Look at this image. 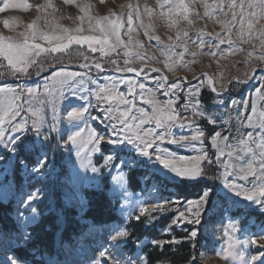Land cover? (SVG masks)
Masks as SVG:
<instances>
[{"label":"rangeland","instance_id":"1","mask_svg":"<svg viewBox=\"0 0 264 264\" xmlns=\"http://www.w3.org/2000/svg\"><path fill=\"white\" fill-rule=\"evenodd\" d=\"M237 2L239 3L240 0ZM12 3L19 5L27 3L30 7L21 6L0 12V35L2 36L11 37L14 40H23L25 36L30 37L32 29H29L28 25L33 22L37 31L49 34H61V28L57 27L60 25L73 30V34L101 36L102 34L98 31L89 32L88 16H85L79 7L87 4L90 5L88 13L93 18V25L96 18L121 17L124 27L120 35L125 44H128V48L125 49L121 45L115 52L109 51L108 55H105L101 51H91L87 44H73L64 52H44L39 57L34 56L26 72L15 73L7 61L0 57V83L8 82L0 86V89H15L20 96V99L16 101L19 105L16 109L18 115L8 123H0V130L5 133L4 143L0 144V203L3 205V210L11 202L16 205L10 219L6 220L7 225L0 226V264H6L4 260L8 258L10 252L16 248L27 247L34 241L30 228L36 226L42 216L47 215L50 210L55 211L63 228V218L66 220L67 210L63 200L67 202L68 207L71 206L81 213L78 219L81 223L76 226L77 235L74 242H69L68 239L63 240L62 233L59 235L60 231L58 232L54 248V252L57 250L59 254L58 264H149L148 258L143 255V249L145 250L148 244H152L147 250L150 252L166 243L179 244L181 240L166 229L167 232L163 230L155 234H162L161 237L168 235L172 237V240L152 237L151 240L145 239L141 246L138 245L139 248L133 247L130 242L131 232L128 230V224L130 221H137V216L152 219L160 214L169 213L174 214L170 226L183 231V234H188L187 240L191 241L193 249L200 246L194 262L207 264L209 261L218 260L226 262L225 264H253L250 256L256 255L259 259L254 264L264 263V239L255 235L264 229V210L252 201L247 202L243 197H236L225 188V178L222 176L225 171L224 166L232 164L238 169L242 162L234 158L235 153L233 158L225 155L217 160L218 151L223 149L227 153L228 148L225 147L224 140L218 141L219 147L212 145L215 132H220L222 137L226 135L228 143L232 145H236L237 140L248 132L259 136V129L249 127L246 117L252 116L253 106L257 112V115L253 117L254 122L258 120L259 113L264 112V60L260 59L264 56L260 39L264 37L257 38L259 30L264 26V20H261L253 29V38L250 42L244 43L239 37V9H235L237 19L232 20L231 0H185L191 9L188 14L189 19L192 20L191 25L183 19L182 12L164 15L163 13L168 12L169 5L161 8L160 3H163V0L159 2L158 0H103V2L75 0V3H65V0H12ZM49 3L52 6H48ZM205 4L208 5V15H205ZM0 7H2V0H0ZM248 11L252 9L245 8V12ZM129 13L133 17L132 25L127 23ZM81 16H84L83 21L79 19ZM4 20H9L8 27L4 26ZM173 21L176 23L173 24ZM78 27H83L84 31L76 33L74 30ZM129 27L134 29L131 34L127 32ZM229 30H231L233 44L224 43L219 45V48L210 49L208 42L218 43L217 33L227 40ZM184 31L188 32L187 37L183 35ZM177 32H180L179 39H177ZM155 36H159L160 41L150 39ZM130 39L131 43H129ZM201 39L205 42L203 48L198 47ZM244 39L248 37L245 36ZM137 41L143 43L144 47L140 48ZM29 42L33 41L29 39ZM34 42L45 48L52 47L56 43L54 41L50 45L47 41L39 39ZM112 42L115 41L112 40ZM182 44L187 45L188 53H184ZM169 45L173 46L177 54L172 56L173 61L178 60V54L184 53L183 61L173 65L174 71H169L165 63L167 59L165 53ZM95 47L101 46L95 45ZM210 50L216 55L208 54ZM125 51L131 52L132 55L125 56ZM191 52H196L197 55L192 56ZM250 52L251 56H249ZM136 53L141 54L143 59L138 58ZM85 56L88 60L83 59ZM113 60L116 61L115 64L112 63ZM126 60L130 62L125 64ZM85 63L90 66L81 67ZM95 63H100L103 70L109 73L92 67L91 65ZM64 66L72 69H62L61 67ZM126 67H134L136 71L117 70ZM150 69L160 71L155 72ZM50 70L49 74L41 76ZM62 72L77 75L75 79L60 84L58 81L61 78L58 74ZM203 74L212 78L213 85L207 84L208 77ZM161 76L167 77L166 83L160 80ZM129 81L130 84L126 83ZM162 83L163 87L160 86ZM173 83H179L181 90L176 91L175 95L170 92L168 96H165L164 92ZM113 84L117 93L124 94L133 102L134 107L127 123L134 125L139 121L138 119L134 121L133 116L141 115L138 109L152 113L154 105L148 101L153 94L161 104L169 98L175 101V109L182 117H188V119L184 121L183 128L179 125L171 128L172 135L190 138L198 130H202L203 136L199 140L185 141L191 144L188 148H181L169 143L168 140L157 141V143L161 149L189 159L206 152L211 163L208 160L201 163L200 177L194 180L160 181L147 166L137 163V159L143 161L145 158L137 157L133 146L120 145L117 148L108 143L110 138L115 139L112 136V125L122 130L121 136L125 133L132 134L125 125L119 124L115 119L120 117L121 112L130 105L97 100V90L105 85ZM141 84L144 85L143 89L139 87ZM213 86L216 87L215 92L212 91ZM130 87L133 89L131 93H129ZM196 87H199L200 91L196 96L191 97V100L199 101L198 108L204 112V117L199 115L193 117L191 107L187 111L184 110L185 103L190 99V90ZM46 88L49 91H46ZM27 89H36V96L29 97ZM232 101L236 102L235 105L231 103ZM109 108L119 109V111L109 113L107 111ZM32 111L43 116L39 132L33 128V122L37 120V117L32 115ZM73 112H82L83 115L81 118L71 117L69 114ZM2 117L3 111L0 110V119ZM24 120H27L26 131L12 130L14 125ZM210 120L215 122L210 123ZM141 128H154L156 132L164 131V129L156 128L151 122L142 125ZM77 133L79 136H76ZM93 133L103 136L104 140L97 142L90 139ZM73 136H76L75 143L71 140ZM14 137L21 139L13 144L11 141ZM153 147L155 148V145ZM84 151L85 154L81 155ZM149 151L151 152L152 149ZM40 152L43 156H40L42 155ZM15 156L16 160H14ZM80 156L82 157L79 161ZM107 156H112L113 159L109 162L106 160ZM38 159L42 161L40 166L37 164ZM93 168L97 171L93 172ZM134 170H139L144 175L137 177L138 182L141 183V189L131 191L128 177ZM228 171L233 172V168H228ZM227 180L243 185L245 188H251L253 183H259L260 176L258 172L257 177H249V180L245 181L233 174L229 175ZM177 183H201L204 185L202 191L206 188L211 189L208 203L199 209L198 217L194 215L198 209L193 207L191 211H188L187 206L189 201L199 200L202 192L199 195L194 193L192 196L180 195L177 188L176 190L170 188ZM162 184H164L163 189L156 190V194L160 192L163 195L158 205L159 210L141 214L139 210L144 207L145 198H149L150 186L157 188V185ZM92 189L104 192L108 199L113 201H111V207L113 208L115 204L117 215L122 223L102 226L89 220H81L90 207H93V203L86 195V191ZM225 192L229 195L225 196ZM147 193L148 196H146ZM181 212L184 216L177 222L176 218ZM197 219L199 223L196 222ZM229 224L234 225L236 230L229 228ZM147 229L152 230L151 225ZM117 231H127V238L112 240V236ZM192 231H196L197 236L190 239ZM226 231L229 235H225ZM253 238H256V244L250 243ZM230 241L236 243L235 251L243 259L234 261L232 258L227 260L222 258V252L228 248ZM245 241L249 242L245 243ZM117 244L119 248L115 247ZM32 255L37 257L38 262L33 260L37 264H47L55 257L54 253L52 256L47 254V250L42 245H39ZM202 255L203 259H201ZM13 262L17 264L15 258L11 264Z\"/></svg>","mask_w":264,"mask_h":264},{"label":"snow or ice","instance_id":"2","mask_svg":"<svg viewBox=\"0 0 264 264\" xmlns=\"http://www.w3.org/2000/svg\"><path fill=\"white\" fill-rule=\"evenodd\" d=\"M103 2V0H101ZM159 2V0H158ZM65 3H75V0H65ZM165 5H169L168 12L163 13L164 15H170L173 13H184L183 19L188 21V24H192V20L189 19V13L191 11L189 4L185 3V0H163V3H160V7L164 8ZM24 7L28 8L30 7L27 3H24L23 5L12 3V0H2V7H0V12H4L10 8H17V7ZM48 6H52L50 3ZM40 7V6H37ZM80 10L84 12L85 16H88V24H89V32H99L102 35H79V34H73V30L64 28L60 25H57V27L61 28V34H49L47 32L43 31H37L35 22L28 25L29 29H32L29 36H25L23 40H14L11 37H5L0 35V57H2L4 60L7 61V64L10 66L11 70L15 72H26L27 67L31 61L32 57H39L41 53L49 52V53H59L64 52L68 48H70L71 45L76 44H87L88 47L91 49V51H101L105 55H108L109 51L115 52L118 47L121 45L124 46L125 49L128 48V44H125V42L121 39V29L124 27V23L121 19V17H116V19H111L108 16L96 18L95 25L92 24V17L89 16L88 9L90 8V5H82L79 6ZM129 7H132L129 5ZM206 11L205 15H208L207 9L208 5H204ZM231 8L233 10L232 14V20L237 19V13L235 9H239V15L240 20L238 21L240 25V32L239 37L243 40L244 43H249L250 40L253 38V29L256 28V25L260 23L261 20H264V0H240L238 3L237 0H231ZM245 8L252 9V11L245 12ZM150 14V13H149ZM114 15V14H113ZM137 15H139L137 13ZM81 21L84 20V16L79 17ZM220 23H224L223 21H219ZM127 23L129 25L133 24V17L132 14L129 13L127 15ZM173 24L176 23V21L172 22ZM3 24L5 27L9 26V20H4ZM245 24L247 25V28L245 29ZM227 25H225L226 27ZM151 27V25H149ZM76 33H82L84 31L83 27H78L74 30ZM134 31L133 28L129 27L127 29V32L131 34ZM147 35V33H145ZM23 35V34H21ZM183 35L185 37L188 36V32L184 31ZM247 36L248 39H244V37ZM218 43L216 42H208L211 48H219V45L228 43L229 45L233 44V40L231 39V30H229V37L227 40L224 38H221L219 34H216ZM264 37V26L261 27L259 30V37ZM111 38V39H110ZM180 38V32H177V39ZM199 38V37H198ZM29 39H31L33 42H29ZM43 40L47 41L50 45L55 41V45L49 48L43 47L39 43H35V40ZM150 39H155L156 41H160L159 36L150 37ZM171 39V37H169ZM114 40L115 42H112ZM129 43H131V39L129 40ZM137 45L140 48H143L144 45L140 41L136 42ZM205 42L201 39L200 44L198 47L203 48ZM95 45H100V48L95 47ZM184 48V53H188L189 49L186 44L181 45ZM260 47L264 48V39H260ZM184 53L178 54L179 58L178 60L173 61L172 56L177 55L174 50L173 46L169 45L168 50L165 53L167 56V59L165 61L166 67H168L169 71H174V64L180 63L183 61ZM192 56L197 55L196 52L190 53ZM210 55L215 56L216 53L214 51H209ZM125 56L132 55L131 52L125 51ZM138 58L143 59V56L139 53H136ZM252 53H249V56H251ZM83 59L88 60V57L85 56ZM261 60H264V56L260 57ZM130 61H125V64H128ZM113 64L116 63L115 60L112 61ZM81 67L88 68L89 64L85 63L81 65ZM95 68L103 71L102 65L100 63H95ZM118 71H128V72H134L136 69L134 67H126L124 69H117ZM151 71L159 72V69H150ZM142 71V69H141ZM77 74L74 73H59L58 77L59 83L64 84L67 83L69 80L75 79V76ZM207 75V74H204ZM186 79V78H184ZM160 80L164 83L167 82L166 76H161ZM126 83H131L126 82ZM207 84L213 85V80L211 77L207 78ZM163 87V83L160 85ZM141 89L144 88V85L141 84L139 86ZM175 90V91H174ZM180 86L179 83H173L169 86L168 90L164 92L165 96H168L171 92L173 95L176 94V91H179ZM27 94L29 97H35L36 96V89H27ZM46 91H49L46 88ZM133 89L129 88V93H131ZM200 91L199 87H196L194 90H190L189 92V101H187L184 105V110L187 111L189 107L192 109L193 117L199 115L201 117H204V112L198 108L199 101H192L191 97L196 96ZM212 91H216V87H212ZM97 100L100 102H107L111 103L113 101L117 102L118 104H124V105H130V107H127L125 110L121 112L120 117H115L117 119L119 124L125 125V127L131 131V135H128L125 133L123 136H121L120 129H117L114 125H112V136L115 137V139H109L108 143L117 146V148L120 145H131L133 146V150L136 151L137 157H144L145 159L143 161H140L137 159V163L142 166H147L151 173L158 177L160 181H169V180H175V179H187V180H194L197 179L202 175V169H201V163L205 160H208V156L206 152H202L200 155L191 157L190 159L188 157L183 156H177L174 152L161 149L157 141L164 142L165 140H168L169 143L178 145L181 148H188L191 146L190 142L185 143V141H195L199 140L203 136V131L198 130L195 135L189 137L186 136H179L176 137L172 135L171 128L179 125V127H184V121L188 119V117H182L180 115V112L175 109V101L171 98H169L166 102L161 104V102L157 101L154 97V94L152 98L148 101L149 103L153 104L154 107L152 109V113L149 114L148 112H144L142 110H137L141 112V115L139 117L133 116V120L138 119L137 124L133 123H127V119L132 111V107H134V104L132 101L128 100L124 94H119L116 92L115 84L108 86L105 85L104 87H100L96 92ZM20 99V96L17 94L15 89H0V110L3 111V117L0 119V123H8L11 119H14L18 112L16 109L19 107V105L16 103L17 100ZM233 105H235V101L231 102ZM31 110V108H30ZM84 111H87V109H84ZM109 113H112L113 111H119V109H113L109 108L107 109ZM252 116L246 117L247 123L249 127H254L259 129V136H254L252 132H248L245 136L239 138L237 140L236 145H232L228 143V137L221 136L220 132H215L212 137V145L214 147H219L218 141L224 140L225 141V147L228 148L227 153L224 152L223 149H220L218 151L216 159L219 160L222 156H227L229 158L234 157L235 153V159L238 162H242L241 166L236 169L234 165L229 164L225 165V171L222 173V176L224 179V186L226 189L230 190L231 193H233L236 197H243L244 200L252 201L253 203L260 206L262 210H264V112L259 113V118L254 122L253 117L257 115L256 108L253 106L251 108ZM32 115L34 117H37V120L33 122V128L39 132L40 124L43 122V116H41L36 111H32ZM71 117L75 118H81L83 113L82 112H73L69 114ZM112 118V117H110ZM239 120V116L237 117ZM153 123L156 128L164 129L163 132H156L154 128H147L142 129L141 126L146 123ZM210 123H214V120H210ZM13 131L15 132H23L27 130V120H24L23 122L14 125ZM76 136H79V133L76 134ZM76 136L71 137V140L73 143L76 142ZM5 133L3 130H0V144L4 143ZM20 137H14L11 143L15 144L16 141L20 140ZM90 139H94L97 142L103 141V136H97L95 133L92 134ZM155 145V148L153 147ZM254 145V147H253ZM7 147V145H5ZM152 149L150 152L149 150ZM115 150V149H114ZM121 151L123 149H120ZM245 157H248V159H245ZM258 158V163H257ZM113 159L112 156H107L106 160L111 161ZM209 163H211V160H208ZM130 163V162H129ZM38 165H42V161L40 159L37 160ZM233 168V172H229L228 168ZM38 170V169H37ZM93 172L97 171V169L93 168ZM259 172L260 180L259 183H253L251 188H245L243 185L237 184L235 182H229L227 180V177L229 175L236 174L238 175V178L240 180H249V177H257ZM211 189H204L202 191L201 197L197 201H189L188 202V211H191V209L194 207L198 209V211L194 214L195 216L200 215L199 209L208 203V199L210 196ZM229 193L225 192V196H228ZM29 199H34V197H29ZM159 210V206L158 209ZM140 213H146L148 209L146 207L140 208ZM184 216V213L181 212L179 214V217L176 218V221L178 222L181 217ZM137 219L140 217L137 216ZM197 223H199V220H196ZM229 228L233 229V231L236 230L235 226L232 224H229ZM225 235H229V233L226 231ZM256 236H259L261 239H264V229L260 231V233L255 234ZM27 234L25 233V237ZM128 233L127 231H117L115 235L112 236V240H117L118 238H127ZM197 236L196 231H192L190 233V239L195 238ZM249 241H245V243H248ZM250 243L256 244L257 240L256 238L251 239ZM115 247L119 248V244L115 245ZM237 247L235 242L230 241L228 248L222 252V258L229 259L232 258L234 261L243 259V257L235 251V248ZM203 255L201 256V259H203ZM196 256H192L191 260H196ZM259 259L258 256L252 255L250 256V260L253 262L257 261ZM14 264V262H13Z\"/></svg>","mask_w":264,"mask_h":264},{"label":"trees","instance_id":"3","mask_svg":"<svg viewBox=\"0 0 264 264\" xmlns=\"http://www.w3.org/2000/svg\"><path fill=\"white\" fill-rule=\"evenodd\" d=\"M141 175L143 176L144 174L139 170H134L131 172V175H129L128 177L129 188L131 190L135 191L141 189V183L137 180V177ZM175 186L178 189L180 195L182 194L188 196H192L194 195V193L199 195L204 187V185L201 183H177L175 184ZM86 195L89 201L93 203V207H90L85 215L82 216L81 220H89L102 226H106L112 223H122L119 216L117 215V208L115 204L112 208V200L108 199L104 192L92 189L87 190ZM65 206L67 207V210L65 228L62 231V239H68L69 242H74L77 235V233L75 232L76 226L78 224L80 225L81 223L80 221H78L81 213H79L71 206L68 207L67 204ZM2 207L3 205L2 203H0V226L7 225L8 221L6 222V220H9L10 216H12L14 211V204L11 202L4 210L2 209ZM173 219L174 214L169 213L167 215L160 214L159 216L152 219L149 217H141L137 219V221H130L128 224V230L129 232H131V246H141L145 239L149 238V240H151L152 237L156 239L160 238L164 240H172V237L168 235H164L163 237H161L162 234H157L160 233V231L163 232V230H166L167 227L170 226ZM149 225H151L152 230L148 231L147 228ZM60 229L61 226L59 223V219L55 214V211L50 210L47 215L42 216L41 221L36 226L30 228L29 231L34 236V241L31 244L29 243L27 247L16 248V255L22 259L37 261V257L33 256L32 253L38 249L39 245H42L47 250V254H51L52 256L55 248V240ZM155 232L157 234H155ZM173 233L175 237H178V239L181 240L179 244L166 243L161 247L158 246L156 249L150 252H148L147 250L151 248L150 245L152 244H148L145 247L146 249H143V255L148 258L149 264H199L198 262H194V260H191V257L198 255L200 246L196 249H193L191 241L187 240L188 234H183V231H180L177 228H173ZM133 250L135 252L136 248Z\"/></svg>","mask_w":264,"mask_h":264},{"label":"bare ground","instance_id":"4","mask_svg":"<svg viewBox=\"0 0 264 264\" xmlns=\"http://www.w3.org/2000/svg\"><path fill=\"white\" fill-rule=\"evenodd\" d=\"M202 74V73H201ZM204 75V74H203ZM205 76V75H204ZM207 77H209L208 75H206ZM165 186L167 187V185L165 184ZM163 187H164V184H162L161 186H158L157 185V188H154L153 187V185L152 186H150V188H149V198L147 197V203H146V205H147V209H148V211H151V212H153V211H156V209H158V205H159V203H160V200H161V197L163 196V195H161L160 194V192L158 193V194H156V190L157 189H163ZM94 188V187H93ZM147 196H148V193H147ZM163 205H164V203H163ZM160 207V206H159ZM172 223V222H171ZM87 235V234H86ZM93 237V236H92ZM95 237V236H94ZM226 263V262H225ZM225 263H223V261L222 262H220V261H218V260H213L212 262H210L209 261V263H207V264H225ZM51 264H54L53 262L51 263ZM259 264H264V263H259Z\"/></svg>","mask_w":264,"mask_h":264},{"label":"water","instance_id":"5","mask_svg":"<svg viewBox=\"0 0 264 264\" xmlns=\"http://www.w3.org/2000/svg\"><path fill=\"white\" fill-rule=\"evenodd\" d=\"M90 66V65H89ZM92 67H95V65H91ZM62 69H72L71 67H69V66H64V67H61ZM81 69H83V68H81ZM51 72V70L50 71H47V72H45V73H43L41 76L43 77V76H46L47 74H49ZM102 72H105V73H109L108 71H105V70H103ZM114 73H120V72H114ZM113 73V74H114ZM134 75L136 74V73H133ZM35 82V81H34ZM8 82H4V83H0V86H2V85H4V84H7ZM247 202H250V201H247Z\"/></svg>","mask_w":264,"mask_h":264},{"label":"crops","instance_id":"6","mask_svg":"<svg viewBox=\"0 0 264 264\" xmlns=\"http://www.w3.org/2000/svg\"><path fill=\"white\" fill-rule=\"evenodd\" d=\"M83 154H85V151L82 152L81 155H83ZM94 156H95V155H94ZM81 157H82V156L79 157V161L81 160ZM173 228H175V227H173V226H169L167 229L170 230L171 232H173ZM166 232H167V230H166ZM210 243H212V242H210ZM210 243H209V244H210Z\"/></svg>","mask_w":264,"mask_h":264}]
</instances>
